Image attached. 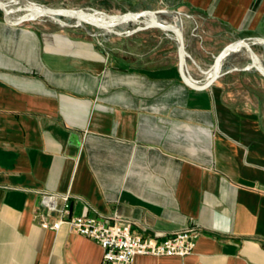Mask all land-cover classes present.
<instances>
[{
    "label": "crops",
    "instance_id": "0c3cea01",
    "mask_svg": "<svg viewBox=\"0 0 264 264\" xmlns=\"http://www.w3.org/2000/svg\"><path fill=\"white\" fill-rule=\"evenodd\" d=\"M102 3L180 12L197 85L237 40L264 62V0ZM75 30L0 16V264H106L96 241L40 225L43 192L69 194L73 215L119 217L160 241L201 227L191 254L133 264H264V76L249 68L247 49L195 90L173 34Z\"/></svg>",
    "mask_w": 264,
    "mask_h": 264
},
{
    "label": "water",
    "instance_id": "95a60500",
    "mask_svg": "<svg viewBox=\"0 0 264 264\" xmlns=\"http://www.w3.org/2000/svg\"><path fill=\"white\" fill-rule=\"evenodd\" d=\"M0 10L3 13L4 19L12 24L18 25L23 21H34L41 18H46L49 21L58 23L63 28H86L92 26L99 33L97 36H124L132 35L136 32L148 29L157 28L166 34H173L179 47V70L184 83L195 90H205L220 77L224 68L226 59L236 50L245 47L248 51L251 62L249 68L257 70L264 76V62L253 50L249 41L245 39L237 40L225 46L217 55L213 73L206 82L202 85L194 83L193 79L188 74L187 51L184 33L181 28V13L176 10H156V11H140L127 12L124 14H108L103 11L92 10L90 8L74 9V8H53L31 0H0ZM25 12L23 15L16 17V21H11L14 14ZM168 15L175 22V25H168L161 21V17Z\"/></svg>",
    "mask_w": 264,
    "mask_h": 264
},
{
    "label": "built area",
    "instance_id": "2783aa9c",
    "mask_svg": "<svg viewBox=\"0 0 264 264\" xmlns=\"http://www.w3.org/2000/svg\"><path fill=\"white\" fill-rule=\"evenodd\" d=\"M70 201L69 194L41 193L40 225L54 231L67 226L70 231L96 241L104 249L106 264H133L139 255L185 257L195 250L202 232L199 225H192L160 241L134 233L132 222L119 217L107 223L95 217L73 215Z\"/></svg>",
    "mask_w": 264,
    "mask_h": 264
},
{
    "label": "rangeland",
    "instance_id": "374dc122",
    "mask_svg": "<svg viewBox=\"0 0 264 264\" xmlns=\"http://www.w3.org/2000/svg\"><path fill=\"white\" fill-rule=\"evenodd\" d=\"M35 3H39L42 5H46L49 7L53 8H74V9H82V8H90L92 10H98V11H103L108 14H124L127 13L126 11L120 10V9H102L104 8L102 1L103 0H31ZM25 12H19V14H24ZM0 16H3L2 11L0 10ZM36 23L38 26L42 28H46L48 30H54L59 27H61L58 23L49 21L46 18H41L36 20ZM63 28V27H62ZM65 30L71 31V29H76L75 33L79 35H90L92 32L99 33V31L92 27V26H87L86 28H64ZM250 63V60H247ZM241 64H246L245 61H241Z\"/></svg>",
    "mask_w": 264,
    "mask_h": 264
},
{
    "label": "bare ground",
    "instance_id": "6f19581e",
    "mask_svg": "<svg viewBox=\"0 0 264 264\" xmlns=\"http://www.w3.org/2000/svg\"><path fill=\"white\" fill-rule=\"evenodd\" d=\"M20 16V15H19Z\"/></svg>",
    "mask_w": 264,
    "mask_h": 264
}]
</instances>
